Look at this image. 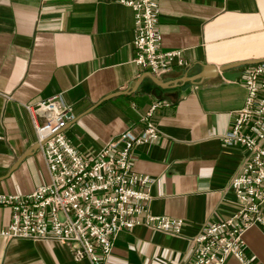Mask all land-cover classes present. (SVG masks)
<instances>
[{
	"label": "crops",
	"instance_id": "obj_1",
	"mask_svg": "<svg viewBox=\"0 0 264 264\" xmlns=\"http://www.w3.org/2000/svg\"><path fill=\"white\" fill-rule=\"evenodd\" d=\"M158 6V49L180 50L185 65L174 60L155 75L133 62V11L119 0H0V193L27 194L49 180L25 105L57 95L71 115L65 134L90 154L124 131L139 135L141 115L163 101L153 115L160 134L132 149V169L154 179L150 211L184 219L183 235L144 225L123 229L107 264H185L190 238L239 206L230 184L248 153L221 136L247 90L239 76L221 72L189 79L207 65L264 60V0H158ZM11 217V208L0 205V264H91L74 261L55 240L2 235ZM244 255L247 264H264L260 224L245 231ZM224 264L244 263L229 255Z\"/></svg>",
	"mask_w": 264,
	"mask_h": 264
},
{
	"label": "built area",
	"instance_id": "obj_2",
	"mask_svg": "<svg viewBox=\"0 0 264 264\" xmlns=\"http://www.w3.org/2000/svg\"><path fill=\"white\" fill-rule=\"evenodd\" d=\"M133 11V62L155 75L168 72L174 60L184 66L180 50L159 51L158 0H119ZM247 95L233 111L224 142L245 147L247 157L230 184L238 209L212 221L190 238L191 256L185 264H224L229 255L247 264L244 233L254 224L264 227V60L247 65L238 77ZM155 101L140 117L141 133L124 131L90 154H82L64 129L71 118L54 95L29 110L49 180L27 194L0 193V205L12 217L1 234L8 238L55 240L69 247L74 261L107 264L118 232L144 225L182 236L185 221L150 211L154 179L132 169L131 151L156 139ZM42 119V120H40Z\"/></svg>",
	"mask_w": 264,
	"mask_h": 264
},
{
	"label": "water",
	"instance_id": "obj_3",
	"mask_svg": "<svg viewBox=\"0 0 264 264\" xmlns=\"http://www.w3.org/2000/svg\"><path fill=\"white\" fill-rule=\"evenodd\" d=\"M257 62H260V61H256V62H252V63H257ZM245 64H249V63L242 62V63H237L235 65H231V66L229 65V66H223V67H215L213 65H207L206 67H204V70L201 73H199L195 77L189 79V81H195L197 79L204 78V77L210 76L211 74L218 73V72H221L222 76L227 78V79H236L238 76L241 75L242 71H240V73L236 75V74L230 73V70L234 67L243 66ZM152 78L158 86L166 87L165 82L161 81L160 79H158L154 75L152 76ZM37 147H39V144L37 145Z\"/></svg>",
	"mask_w": 264,
	"mask_h": 264
}]
</instances>
